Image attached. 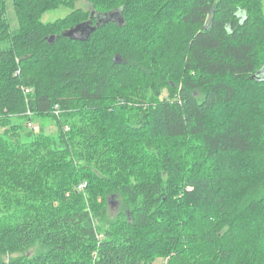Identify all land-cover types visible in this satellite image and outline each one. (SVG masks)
Wrapping results in <instances>:
<instances>
[{"label": "trees", "instance_id": "16d2710c", "mask_svg": "<svg viewBox=\"0 0 264 264\" xmlns=\"http://www.w3.org/2000/svg\"><path fill=\"white\" fill-rule=\"evenodd\" d=\"M253 1L12 0L11 31L0 0V264H264ZM59 7L73 10L40 23ZM92 12V25L113 18L87 41L61 36ZM220 106L230 115L217 120ZM112 206L122 222L100 229Z\"/></svg>", "mask_w": 264, "mask_h": 264}, {"label": "rangeland", "instance_id": "374dc122", "mask_svg": "<svg viewBox=\"0 0 264 264\" xmlns=\"http://www.w3.org/2000/svg\"><path fill=\"white\" fill-rule=\"evenodd\" d=\"M264 5V0H256V2L253 1L252 3V7L254 10H257L258 8H256L257 3ZM87 6L85 3H83L82 1H78L75 5H74V9H86ZM5 9H6V18L9 24V28L11 31H15L18 27V21L17 18L14 14L13 11V6H12V0H5ZM73 9L70 8H65V7H59L56 9H52L49 10L47 12H45L43 15H41L40 17V23L42 24H48V23H54L59 19H63L65 17H67ZM171 10V9H169ZM168 11V10H167ZM171 12H168V15H170ZM166 93L164 92L162 97H165ZM247 97H251V95H245L244 98ZM247 102L246 100H242L241 97H237L236 100L233 102V105L230 106V108L232 110H236L238 113V111H240L241 109L243 110V107L245 108ZM230 109H227L226 107H218L215 111H213L210 116L216 118L217 120H222V118H224V116L226 114L230 115ZM235 115V112L233 114H231V117H233ZM40 126L42 127V131L49 136H56V126H55V121L52 118H44V119H40ZM5 129V128H4ZM4 129L0 128V133H2L4 131ZM190 145H192V142L190 143ZM172 153H174L175 158L177 159V156H179V158H182V155L179 153L178 151V145L176 146V148H174L172 151ZM192 153H194L193 151H190L189 154L191 155ZM94 203L96 204H100L101 203V199L99 197H94ZM100 206V205H99ZM98 211V209H97ZM118 213H119V209L117 207H109L106 209V212L104 213V215L102 213H100L98 215L97 218H94V224L96 226L100 225V229H105V230H110L112 229L116 224H119L121 221L120 218H118ZM117 228V227H116ZM165 261V259L161 258V257H154L152 259V262L150 264H163Z\"/></svg>", "mask_w": 264, "mask_h": 264}, {"label": "water", "instance_id": "95a60500", "mask_svg": "<svg viewBox=\"0 0 264 264\" xmlns=\"http://www.w3.org/2000/svg\"><path fill=\"white\" fill-rule=\"evenodd\" d=\"M108 17H110V19L113 18V14H103L102 17L99 15L97 22L92 25V18H93V12L90 14V17L87 21L82 22L80 24H77L76 26L65 30L61 33V36L73 41H80V42H84L87 41L90 36L95 32L96 27L99 25V23H105L108 21ZM54 41L53 37H50L48 39V42L50 44H52ZM114 62L120 64L121 61L119 60L118 57L114 58Z\"/></svg>", "mask_w": 264, "mask_h": 264}, {"label": "built area", "instance_id": "2783aa9c", "mask_svg": "<svg viewBox=\"0 0 264 264\" xmlns=\"http://www.w3.org/2000/svg\"><path fill=\"white\" fill-rule=\"evenodd\" d=\"M24 93L25 94L29 93V90L25 89ZM54 113L55 114L58 113V110L56 108L54 109ZM27 128L31 129L32 131H38V129H39V127L36 124L32 123V122H28L27 123ZM83 187H84V184L80 186V188H83ZM163 264H166V262H164Z\"/></svg>", "mask_w": 264, "mask_h": 264}, {"label": "flooded vegetation", "instance_id": "af4514ba", "mask_svg": "<svg viewBox=\"0 0 264 264\" xmlns=\"http://www.w3.org/2000/svg\"><path fill=\"white\" fill-rule=\"evenodd\" d=\"M97 17H98V15L95 16V18H97Z\"/></svg>", "mask_w": 264, "mask_h": 264}]
</instances>
